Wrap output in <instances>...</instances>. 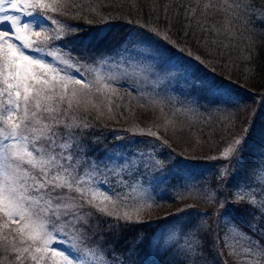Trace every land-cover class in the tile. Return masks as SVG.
Wrapping results in <instances>:
<instances>
[{
  "label": "snow or ice",
  "instance_id": "obj_1",
  "mask_svg": "<svg viewBox=\"0 0 264 264\" xmlns=\"http://www.w3.org/2000/svg\"><path fill=\"white\" fill-rule=\"evenodd\" d=\"M126 3L140 9L139 0ZM71 10L79 17L97 12L91 3L85 8L77 0H0V26L8 25L0 27V264H111L100 246H90L96 234L91 230L107 225L112 231L121 226L120 221L140 223L146 210L159 206L136 179L143 175L141 167L147 171L161 166V161L154 159V143L129 141L150 149L140 151L138 158L136 153L115 151L127 149L128 144H114L103 156H91L95 149L86 140L87 130L93 127L89 122L93 111L100 119L106 114L105 108L110 114L113 107H121L115 103L125 99L118 96L120 81L130 82L129 96L133 90L139 93L141 107L162 102L149 100V94L140 87L152 78L153 65L148 61L154 57L138 46L151 45L156 52L159 46L141 33H114L115 25L106 24L80 36L78 27L50 15L65 16ZM149 10L157 19L162 12L167 25L163 31L149 28L150 32L174 44L169 32L175 20L183 26L185 36L191 34L198 44L207 46L209 55L213 46L234 49L232 42L242 41L248 50L243 59L251 61L256 40L264 37V0H151ZM69 35L88 54L81 59L91 63H81L73 56V49L62 50L64 45L50 47ZM95 53L99 56L93 58ZM196 59L205 62L199 56ZM245 71L255 74L254 68ZM189 77L193 89L208 92L218 105L232 107L240 99L229 83L201 79L185 69L186 82ZM167 100L171 102V98ZM250 130L251 125L227 142L218 155L209 157L223 162L217 179L235 188L234 202L254 210L249 232L226 217L230 230L225 234L224 248L235 258V264H264V243L250 235L258 231L264 239L260 224L264 200L258 201L253 190L254 184L264 193V144L249 160ZM133 135L162 139L151 129L134 131ZM182 163L174 160L173 166L179 168ZM239 171L248 175L232 185ZM109 175L116 178L112 186ZM215 198L214 191L206 196L210 202ZM219 207L220 215H224L229 205L221 202ZM189 208L191 205H186L161 218L159 226L166 231L150 241L159 245L163 240L166 253L175 250L178 258L174 264H196L203 251L198 233L204 226L194 224V220L208 213H193ZM108 217L117 223L104 219ZM145 239L137 237L136 246Z\"/></svg>",
  "mask_w": 264,
  "mask_h": 264
},
{
  "label": "trees",
  "instance_id": "obj_2",
  "mask_svg": "<svg viewBox=\"0 0 264 264\" xmlns=\"http://www.w3.org/2000/svg\"><path fill=\"white\" fill-rule=\"evenodd\" d=\"M77 3L85 8L91 3L96 7L97 12H87L83 17L77 16L75 10H71L65 16L50 15L63 23L78 27L80 36L94 32L97 28H104L106 24L115 25L113 32L120 35L129 32L141 33L153 44L158 45L159 49L169 58L175 59L182 69L191 70L195 77L201 79L208 77L222 83H229L240 98L235 106L225 107L214 103L213 99L204 102L201 100L200 93L188 91L187 98L188 101H191L189 105L183 103L180 105L181 107H178V103L172 100L174 97H171V102H168L167 97L161 98L154 95L157 101L162 102L155 106L149 104L148 107H141L139 93L133 90L129 96V83L119 82L117 85L118 96L125 97V99H116L115 103L120 104L121 107H113L110 114L105 108L106 114L100 119H96L95 111L89 116V122L93 127L87 130L86 140L88 146L95 149L94 152L90 153L91 156H103L105 150H112L114 144H124L126 137L132 135L130 129L135 125H140L144 129H151L161 136V140L149 136L148 139L156 147L158 145L161 147L160 153L157 156L154 155V159L160 160L161 166L164 168L175 167L173 166L174 160L183 161L184 163L180 165L182 168L185 165L191 167L194 163L205 165L217 163L221 165L222 161H214L209 157L218 155L227 142L234 136L241 135L250 125L249 137L253 136L259 128H264L260 125L262 105L264 104V43L261 42L264 37L256 40L255 50L251 52V61L243 59L244 56L248 55V50L242 41H233L232 43L236 44L234 49L213 46V52L209 55L207 46L198 44L191 34L185 36L183 26L176 24L175 20H173L174 26L169 32L170 39L175 42L174 44L168 43L162 37L150 32L149 28L159 27L163 31L167 26L162 12L159 19L150 12L151 0H139V10L132 9L126 0H77ZM141 25H146V27H141ZM211 39L209 37V40ZM220 39L225 44L229 43L223 37ZM72 41L73 36L69 35L61 41L53 42L50 47L64 45L62 50L73 49V56L80 59L81 63H91V60L81 59L82 56L88 54L84 53L83 49L77 47ZM181 48L184 49L183 52L180 51ZM189 51L192 53L191 56L188 55ZM220 52L223 54H219ZM105 54L111 55L112 53L107 52ZM98 56L99 53L93 54V58ZM197 56L205 62L200 63L196 59ZM246 68H254L255 74H247ZM198 80L200 81V79ZM132 96L137 97V99L133 100ZM177 109L180 111L177 112ZM167 121H172L173 124H167ZM117 136L123 139L116 140L115 137ZM164 140L167 141V144L162 142ZM115 151L119 152L122 149H115ZM247 155L251 160L252 152H248ZM211 168H214L215 171L218 170L216 166ZM245 173V171H239L232 180V185L237 177L244 176ZM157 186H154L146 178L143 181V187L147 190L148 195L154 198L159 206L146 210L142 222L125 223L120 221L121 226L112 231L107 225L103 229H93L91 231L96 232V234L89 241L90 246H100L111 264H120V261H124V264H163L161 256L162 258L166 257V252L161 254L156 249H151L155 243H150V241H153L155 233L162 223L161 218L175 213L177 209H184L186 205H191L188 211L201 207L208 213V215H204L206 222L202 223L204 227L198 233V242L202 243L203 251L199 254L196 263L235 264V258L229 255L228 250L224 248L226 217L231 218L240 229L249 232L248 225L253 219L254 210L234 202L233 187L224 185L218 188L215 201L210 202L206 199V191L203 192L201 185L197 193H200L203 198L196 197L192 188L187 191L182 190L183 192L176 195L183 196L177 197L164 191L163 193L157 191ZM161 197L163 198L161 199ZM221 202L229 205L224 215H220L219 205ZM214 209L217 210L216 213L212 212ZM104 219H108L112 224L117 223L111 217ZM262 222H260L261 227H264ZM257 234L256 232L250 233L264 243V239ZM139 236H144L147 239L137 247L136 240ZM133 249L135 250L133 251ZM148 254H153L155 258L156 256L158 258L155 261L150 259ZM171 256L175 259L178 258L175 254Z\"/></svg>",
  "mask_w": 264,
  "mask_h": 264
},
{
  "label": "rangeland",
  "instance_id": "obj_3",
  "mask_svg": "<svg viewBox=\"0 0 264 264\" xmlns=\"http://www.w3.org/2000/svg\"><path fill=\"white\" fill-rule=\"evenodd\" d=\"M25 19H28V18H25ZM0 27L7 28L8 25L5 24ZM133 33H137V32H133ZM138 47L146 49V51L150 52L154 57V59L148 61V63H151L153 65L152 78L147 80L145 83H143L140 86L142 90H144L145 92L149 94L150 96L149 100H153V99L156 100L154 95L159 96L161 98L174 97V99L172 100L178 103L177 105L178 107H181L180 105H182L183 103H187L189 105V102H191V101H188V98H187L188 91H191L194 93H200L201 100L204 102L206 101L208 102L213 99V96L206 91L194 89L195 91H197L195 92L193 90V88L191 87V77L188 78L189 82L185 81V69H182L179 63H177L175 59L169 58L160 49H159V52H156L155 49L152 48L151 45H147V44L139 45ZM47 59L51 60L50 57ZM116 60L119 61L120 57L117 56ZM188 72L191 73V70H188ZM88 78L90 79L91 77H88ZM120 82H125V81H120ZM127 83H130V82H127ZM196 83L199 84L200 81L197 79ZM156 93H158V95ZM162 100H165V99H162ZM126 101H127V98H126ZM262 109H263L261 113L262 121L260 125L264 127V104L262 105ZM141 129L147 131L140 125H135L133 126V128L130 129V133H132V135L129 137H126V140L124 142V144H128V148L124 150L122 149V151L124 152L136 153L137 158L139 157L140 151H144L145 153H147L150 150L149 148H146L143 144L129 143V141L131 140L150 141V139H148V136L133 135L134 131L138 132ZM243 133L244 132H242V134ZM261 144H264V128L263 129L259 128L254 133L253 136L249 137L247 148L249 149V152L250 153L252 152V155L255 156L261 150L259 147ZM160 150H161V147L158 145L153 155L157 156L160 153ZM129 158L131 159L132 157H129ZM213 166H216L218 170L215 171L214 168H211ZM219 168H220V165H218L217 163L216 164L212 163L211 165L194 163L191 165V167L183 166V168L182 167L164 168L160 166L159 168H149L147 171H145V169L141 167L140 171L141 173H143V175L136 177V179H139L143 185V181L146 178L150 180L154 186L158 185L156 187L157 191L162 192V193L164 191L167 194H172L177 197L183 196V195H176V194L183 192L182 190L187 191L192 188L196 194V195L194 194L196 197L199 196V198H203L200 193L199 194L197 193L200 185L203 189V192L206 191L205 197L207 196L209 192L214 191L216 193L218 188H221L224 186V184L221 183L217 179ZM246 175H248V173H245L244 176L237 177L234 180L233 185H235L239 181L244 180ZM100 179H104V177L101 176ZM108 180H109V186L114 185L116 182V178L111 175H109ZM249 182L251 183V181ZM233 190L235 192L234 187H233ZM253 190L256 193V198L258 201L264 200V193L261 192V189L259 187H256L253 184ZM194 209L195 210H191V212L193 213L199 212L201 214L206 213V211L201 207L199 208L197 207ZM212 212L216 213L217 210L214 209ZM262 221H263L262 224L264 226V220ZM205 222L206 221L204 219V215L196 217L194 220V224H197V225H199L200 223L201 224L205 223ZM224 230H226V233L229 232L230 230L229 226L225 225ZM164 231H166L165 227H159L157 232L155 233L153 241L159 239L161 233ZM257 233L260 235L258 231H256V234ZM254 238L257 239L256 237ZM181 243H184L183 239ZM237 247L239 246L237 245ZM151 249H156L158 253H161V254L165 252L163 240H160L159 245L156 243L154 244V246L152 245ZM172 254L176 255L175 250H173L172 252H167L166 257L163 256L164 258H162L161 256L163 264H174V261L176 259L171 256ZM148 255L150 259H154L155 261L158 258L157 256L155 258V255L153 254H148Z\"/></svg>",
  "mask_w": 264,
  "mask_h": 264
}]
</instances>
